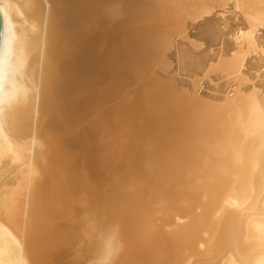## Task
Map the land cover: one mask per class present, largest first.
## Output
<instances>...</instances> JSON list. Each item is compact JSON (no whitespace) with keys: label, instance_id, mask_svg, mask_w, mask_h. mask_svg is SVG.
Segmentation results:
<instances>
[{"label":"bare ground","instance_id":"6f19581e","mask_svg":"<svg viewBox=\"0 0 264 264\" xmlns=\"http://www.w3.org/2000/svg\"><path fill=\"white\" fill-rule=\"evenodd\" d=\"M253 54L264 0H0V264H264Z\"/></svg>","mask_w":264,"mask_h":264},{"label":"rangeland","instance_id":"374dc122","mask_svg":"<svg viewBox=\"0 0 264 264\" xmlns=\"http://www.w3.org/2000/svg\"><path fill=\"white\" fill-rule=\"evenodd\" d=\"M222 14L223 13H221V12H217L215 15H213V17L214 18H217V17L222 16ZM224 16L230 18L229 21L230 20H233V18H234V16L231 15V11L230 12L228 11V8L226 9V12H225ZM213 49H217V48L214 47ZM48 56H50V54H49V48H48ZM252 56L253 57L255 56L256 59H258V61L259 60L260 61L257 63L256 59L254 60V58H252ZM252 56H250L251 61L253 62V64H258L259 65L258 66L259 68L258 67L252 68L251 70L248 71V74L249 75L251 74V75L250 76L249 75H246V76H247L248 80H250L249 81L250 83H254V85H256L255 86V89H259L260 88L259 86L261 85V83H260L261 80L260 79H263L264 78V76H263V74H264V55L257 56V54H253ZM175 72H176V70L174 69V70H172V71L169 72V75H173ZM160 74H161L160 75L161 77L164 76L163 73H162V71H160ZM258 75H259V78L257 77ZM180 78H183V76H181ZM165 79L166 80H170L169 77H166ZM226 80H227V78H222V79L216 78L215 79L214 77H212L209 81L208 80L202 81L200 83L199 94L201 96H203L208 101H215V100H217L218 99L217 98L218 96H222L223 94H225L224 90L225 91L230 90L229 95L231 96L233 94L234 87H232L230 89H227V86L225 87ZM170 81H172V80H170ZM222 84H224V85L222 86ZM247 84H245V86ZM107 88L108 87H106V86H104V87L102 86L100 92L97 93L98 94L97 97L93 101L92 100H89L88 105H86V103H85L84 109L83 110L81 109V112L83 113V117L82 116L76 117V120L78 119L77 122L82 125V126H79V129L78 130H81L82 127L85 128L86 130H89L88 128L90 126V123L96 121L95 123L97 124V127H96L97 130L95 131V129H92V132L91 131L90 132H91V134H93V137H95L94 136V133H98L99 132L100 137L102 139H105V137H104V132H103V128H102V123L100 121V119H101L100 117L105 116L107 114L108 116L110 115V120L112 121V118H113V109H115L114 108L115 102H113V99H114L113 97L114 96L113 97H109L112 94V92L107 91ZM108 92H109V94H108ZM246 92H248V91H246ZM104 96H107V97H104ZM78 111L80 112V110H78ZM80 118H82V119L80 120ZM48 140L51 141V139H48ZM52 140H54V139L52 138ZM66 151H67V149H66ZM48 152H49V149H48ZM69 157L71 158V156H69ZM50 158H51V156L48 154V159H50ZM104 158H105V156H104ZM68 159L69 158L67 157V160ZM29 160L30 159L26 157V158H24V160H20V162L22 161L21 164H23L25 162H28ZM10 167L11 168L6 171V173H8V174L5 176V179L4 180L3 179L0 180V183L1 184H2L3 181L7 180L9 177H11L16 172L17 167H18V162L16 164H13ZM75 223L76 222L74 221L73 225L70 227L71 230H73V231L75 230V228L77 226V225H75Z\"/></svg>","mask_w":264,"mask_h":264}]
</instances>
